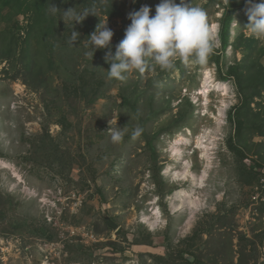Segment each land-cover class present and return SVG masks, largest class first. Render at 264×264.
<instances>
[{"label": "rangeland", "instance_id": "374dc122", "mask_svg": "<svg viewBox=\"0 0 264 264\" xmlns=\"http://www.w3.org/2000/svg\"><path fill=\"white\" fill-rule=\"evenodd\" d=\"M3 1L0 264H185L184 253L206 264H264V41L244 27L246 0L224 51L228 0H191L216 36L206 64L178 58L161 70L150 60L124 81L107 78L106 54L124 38L128 13L147 5L155 15L161 0H33V11ZM51 3L97 16L66 24ZM99 23L114 36L93 58ZM234 65L244 86L256 85L247 95L260 92L240 138L229 118L244 96ZM111 118L127 128L122 142L106 133Z\"/></svg>", "mask_w": 264, "mask_h": 264}, {"label": "clouds", "instance_id": "9594fccd", "mask_svg": "<svg viewBox=\"0 0 264 264\" xmlns=\"http://www.w3.org/2000/svg\"><path fill=\"white\" fill-rule=\"evenodd\" d=\"M48 11L51 15L59 14L66 24L71 21L74 26L82 23L90 14L96 15L94 8L63 10L53 3L49 5ZM245 12L248 23L244 27L255 38L264 41V0L259 3L246 0ZM128 19L131 23L125 29L124 38L116 46L115 53L109 50L106 54L105 59L110 64L108 79L124 81L126 74L134 71L143 74L150 60L161 70L173 69L178 58L183 62L193 58L195 62L204 65L214 52L216 36L208 23L207 13L200 6H192L191 0H180V3L176 0H161L156 5L155 15H152L151 7L144 5L128 13ZM113 36L114 32L107 27V23H99L89 36L93 51L87 54L94 58L98 49H110ZM78 37L80 33L73 27L69 42L74 45L79 41ZM109 125L106 133L112 142H122L127 133L126 126L121 128L114 118L109 120ZM143 131L142 127H136L131 133V139L136 140Z\"/></svg>", "mask_w": 264, "mask_h": 264}, {"label": "trees", "instance_id": "16d2710c", "mask_svg": "<svg viewBox=\"0 0 264 264\" xmlns=\"http://www.w3.org/2000/svg\"><path fill=\"white\" fill-rule=\"evenodd\" d=\"M19 3H27L26 6L20 4V6H24L26 8H29L33 11L32 9V1L33 0H18ZM6 3V1L4 0L3 3H1L2 5H4ZM241 3H239L238 0H228L226 7L224 8V13L220 19V33H219V37H220V41H221V48L222 51H224L227 46H229L230 44V37H231V24L233 22V20L235 19V14L236 12L241 9ZM239 37L237 36V39L233 42V46L235 48L237 47V41H238ZM218 63H219V59H218ZM230 75L235 76L238 85L240 86L241 90L244 92V96L242 95V103L241 105H238L233 112L230 113V121L233 122L236 125V135L240 138L242 137V134L244 132V130L247 128V124H248V120L250 118V114H251V103L253 101V98L260 94V92L256 91H252V93H249L247 95L246 90L250 87H256V85L253 84V82H251L248 85L244 86V74L243 72L240 70V67L238 65H234L231 69V71L229 72ZM256 129H258L256 127ZM51 139V135L48 132V130L44 131V133L41 135L40 137V145L42 147H45L47 144V140ZM243 155V154H242ZM40 235V233H38ZM150 233H148L149 235ZM51 235H49L50 237ZM141 240V239H140ZM139 239H137L136 241L141 242V243H146L149 244L151 243V239L150 236H148L147 239H143L140 241ZM186 254L188 253H184V255H182V259L184 260L185 264H206L204 260H202L201 258H197V260L195 259V262H193L191 260V257H186ZM193 255V254H191Z\"/></svg>", "mask_w": 264, "mask_h": 264}, {"label": "bare ground", "instance_id": "6f19581e", "mask_svg": "<svg viewBox=\"0 0 264 264\" xmlns=\"http://www.w3.org/2000/svg\"><path fill=\"white\" fill-rule=\"evenodd\" d=\"M210 72V71H209ZM209 72H207L206 73V75H205V83H206V85L204 86V92L203 93H207L208 91H209V85H210V74H209ZM214 85V84H213ZM218 85V84H217ZM226 87V86H225ZM224 87V88H225ZM213 88V87H212ZM212 90V89H211ZM202 143V142H201ZM179 151V149H176L175 151H174V156H177L178 155V153H176V152H178ZM182 175H184V176H186L187 174L186 173H184V174H182ZM181 175V176H182Z\"/></svg>", "mask_w": 264, "mask_h": 264}, {"label": "water", "instance_id": "95a60500", "mask_svg": "<svg viewBox=\"0 0 264 264\" xmlns=\"http://www.w3.org/2000/svg\"><path fill=\"white\" fill-rule=\"evenodd\" d=\"M107 221H108V225L112 227L113 229H116L118 227V224L114 222L113 220L107 219Z\"/></svg>", "mask_w": 264, "mask_h": 264}]
</instances>
